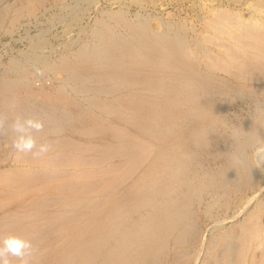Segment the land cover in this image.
<instances>
[{"label": "bare ground", "instance_id": "obj_1", "mask_svg": "<svg viewBox=\"0 0 264 264\" xmlns=\"http://www.w3.org/2000/svg\"><path fill=\"white\" fill-rule=\"evenodd\" d=\"M106 13L124 33L95 20L91 39L54 61L36 53L42 41L34 42L29 57L55 76L52 88L19 73L16 60L7 72L19 76L0 77V240L27 241L34 264H164L168 254L172 263L187 260L201 195L223 191L202 205L206 215L253 183L246 151L264 135V108L257 104L223 145L217 127L229 101L264 97V17L210 10L189 46L180 28L169 34L137 14ZM17 118L42 122L29 132L46 153H17ZM211 145L225 156L213 173L203 164ZM257 213L228 232L235 243L220 239L210 264H241L251 242L260 255L253 252L249 264H264Z\"/></svg>", "mask_w": 264, "mask_h": 264}, {"label": "rangeland", "instance_id": "obj_2", "mask_svg": "<svg viewBox=\"0 0 264 264\" xmlns=\"http://www.w3.org/2000/svg\"><path fill=\"white\" fill-rule=\"evenodd\" d=\"M7 1L9 3L6 4ZM31 1L33 3L30 2L29 4L27 0H0V10L8 6V9L6 8V10H4L5 12L3 10L0 11V19H2L0 21V77L6 75L10 77L19 76V74L14 75L13 73L7 72L11 64L10 61L16 60L18 68L20 69L19 73L25 72L29 75L31 74V76L35 78V83L43 82L42 84L46 89H50L56 85V78L52 73L50 74V72L47 73L43 70L44 73L39 66V62L30 59L29 54L32 51V47L34 48L35 46L34 42L38 39L42 41V44L38 46L39 48L35 49L36 53H41V57L44 59L54 61L58 56L67 54V52L70 53L83 42L90 40L92 37L91 32L94 28L93 26H95V22L98 19L102 18L110 22L115 31L124 33V29L120 24L107 18L106 12L113 9H121L124 15H127L126 17L130 19L132 17V19H134L137 14L136 16H138L139 19H145L153 29L158 31H166L169 34H174L175 31L180 28L189 46H194L198 36H200L202 32L204 33L202 19L211 14L210 10L213 12L226 9L238 14L242 13L244 18H248L251 14L264 17V0H145L141 3L132 2L131 0H125L126 2L124 0L120 2L116 0H101L100 3H102V5L99 7L96 6L94 0H40L41 2L37 1L38 3L36 0ZM125 4H127V6ZM25 7L26 9L28 7L27 11ZM257 7H259V9H257ZM2 13H5L6 16ZM219 74L224 75L223 73ZM257 104L264 108V97H259L257 103L248 96L228 102L224 108V121L217 127L218 133L222 134V139L220 140L221 145L226 143L224 138L231 131L234 129L240 130L247 126L246 119L255 113ZM238 138L242 139L243 136L240 134ZM232 149L233 148H230V150ZM246 152L249 155L248 164L253 177L252 187L250 186L252 190L250 188L243 189L244 191L241 194L239 191V193L235 192V194H232L225 202L223 200L221 203L214 204L209 212L211 213L210 216H207L209 213L205 215V211L202 210V205H206V203L209 202L211 194L213 195L216 193L215 196L218 197L223 194V191L217 190L211 192V194L204 192L201 195L202 201L200 206L195 207V226L197 233H194L192 237V239H194L192 240L193 244L191 243L190 245L191 256L187 260L182 261L178 259L176 262L172 263L171 254H168L165 257L164 264L212 263L211 256L215 251L218 252L217 249L220 248V246L222 247L220 244H223V241H230L232 239V243H235L233 237L228 233L231 228L237 225V221L238 223L239 221H244L247 217L244 215H249L251 212L257 211L258 215L260 213V216L257 218V224L264 226V135L254 140V142L248 146ZM216 154L217 150L212 145L209 146L207 150L203 151V164L211 173L215 172L216 169L225 162V156ZM236 157L239 158V155L236 154ZM242 194L244 198L241 196ZM239 199L242 202H239ZM245 201L247 202L244 203ZM222 207H224V209ZM221 209H223V211ZM222 231H226L227 233H223ZM230 236L231 238H229ZM224 237H226L227 240ZM252 245L254 244L251 242L249 250L246 252L245 260H243L241 264H249L248 259L253 252L256 257L258 254L260 255L259 249L255 248L257 250H254V246ZM206 246H208L209 249L206 248Z\"/></svg>", "mask_w": 264, "mask_h": 264}, {"label": "clouds", "instance_id": "obj_3", "mask_svg": "<svg viewBox=\"0 0 264 264\" xmlns=\"http://www.w3.org/2000/svg\"><path fill=\"white\" fill-rule=\"evenodd\" d=\"M12 127L16 133L13 147L17 153L41 156L48 151L46 144L37 146L35 138L29 132L30 129H41L43 127L41 121L17 118ZM35 256L32 246L19 236L9 235L0 240V264H11L12 257L17 258L19 264H34Z\"/></svg>", "mask_w": 264, "mask_h": 264}]
</instances>
